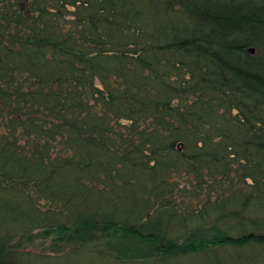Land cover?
I'll use <instances>...</instances> for the list:
<instances>
[{"label":"trees","instance_id":"16d2710c","mask_svg":"<svg viewBox=\"0 0 264 264\" xmlns=\"http://www.w3.org/2000/svg\"><path fill=\"white\" fill-rule=\"evenodd\" d=\"M200 255L264 263V0H0V264Z\"/></svg>","mask_w":264,"mask_h":264},{"label":"rangeland","instance_id":"374dc122","mask_svg":"<svg viewBox=\"0 0 264 264\" xmlns=\"http://www.w3.org/2000/svg\"><path fill=\"white\" fill-rule=\"evenodd\" d=\"M42 248H45V246L42 247V244L40 242H37V244L34 246V250H37V251H40ZM206 258V257H204ZM204 262V259H203V256L200 255V256H193V257H188V258H185V259H182V261H167L166 263L164 264H216V263H209V262ZM150 264H163V263H150ZM225 264H235L234 261L232 262H229L227 261ZM257 264H264V263H257Z\"/></svg>","mask_w":264,"mask_h":264},{"label":"water","instance_id":"95a60500","mask_svg":"<svg viewBox=\"0 0 264 264\" xmlns=\"http://www.w3.org/2000/svg\"><path fill=\"white\" fill-rule=\"evenodd\" d=\"M248 51H249L251 54H254V53H255V49H253V48H250Z\"/></svg>","mask_w":264,"mask_h":264}]
</instances>
